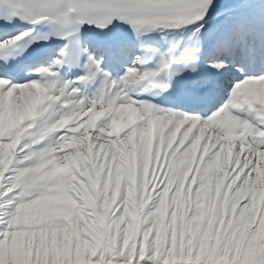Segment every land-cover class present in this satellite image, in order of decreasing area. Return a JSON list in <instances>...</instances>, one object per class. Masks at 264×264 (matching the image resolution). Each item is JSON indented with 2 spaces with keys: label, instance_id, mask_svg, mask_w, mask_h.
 Listing matches in <instances>:
<instances>
[{
  "label": "snow or ice",
  "instance_id": "1",
  "mask_svg": "<svg viewBox=\"0 0 264 264\" xmlns=\"http://www.w3.org/2000/svg\"><path fill=\"white\" fill-rule=\"evenodd\" d=\"M0 264H264V0H0Z\"/></svg>",
  "mask_w": 264,
  "mask_h": 264
}]
</instances>
